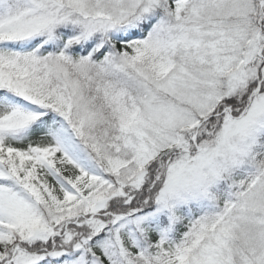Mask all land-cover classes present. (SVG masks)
Segmentation results:
<instances>
[{
    "label": "snow or ice",
    "instance_id": "1",
    "mask_svg": "<svg viewBox=\"0 0 264 264\" xmlns=\"http://www.w3.org/2000/svg\"><path fill=\"white\" fill-rule=\"evenodd\" d=\"M0 264H264V0H0Z\"/></svg>",
    "mask_w": 264,
    "mask_h": 264
}]
</instances>
